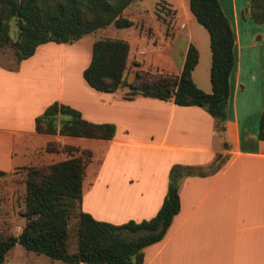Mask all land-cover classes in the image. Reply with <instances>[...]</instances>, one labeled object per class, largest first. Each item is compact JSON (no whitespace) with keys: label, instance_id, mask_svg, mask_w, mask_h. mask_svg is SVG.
Returning a JSON list of instances; mask_svg holds the SVG:
<instances>
[{"label":"crops","instance_id":"0c3cea01","mask_svg":"<svg viewBox=\"0 0 264 264\" xmlns=\"http://www.w3.org/2000/svg\"><path fill=\"white\" fill-rule=\"evenodd\" d=\"M150 1L135 0L123 11L133 22L124 38L130 45L127 79L138 69L179 74L186 50L193 44L198 63L192 79L210 93L209 35L200 45L192 30L196 20L185 0L179 2L178 8L185 6L182 11L165 0L177 10L174 35L167 36L169 24L161 22L155 8L147 11ZM220 6L235 35V65L223 130L196 105L180 106L143 95L128 99L125 88L103 92L90 87L82 73L90 62L95 37L85 35L73 43L49 41L12 66L0 61V171L6 178L21 177L16 183L23 191L27 167L70 157L48 151L49 143L58 149L77 147L76 156L89 150L80 209L98 221L122 224L157 213L173 164L197 166L203 174L180 180V209L164 237L143 249L142 264H264V141L258 137L264 109V24L252 20L246 0H229L224 6L220 2ZM54 101L80 111L87 121L112 123L113 137L38 132L36 117ZM215 162H220L217 169L212 168ZM11 195L6 193V206ZM0 218L16 222L15 235L25 223L18 213ZM15 251L26 259L32 253L43 255L17 243L3 262ZM54 262L49 258L48 264Z\"/></svg>","mask_w":264,"mask_h":264},{"label":"trees","instance_id":"16d2710c","mask_svg":"<svg viewBox=\"0 0 264 264\" xmlns=\"http://www.w3.org/2000/svg\"><path fill=\"white\" fill-rule=\"evenodd\" d=\"M133 1L0 0V49H13L19 63L45 42L73 43L108 25L130 27L133 22L123 15V11ZM186 1L195 20L209 35L210 93L198 88L192 79V71L198 63V50L193 44L186 50L179 74L138 69L132 79L127 80L129 43L124 39L100 37L92 44L91 59L82 75L86 83L98 91L114 92L125 88L128 99L143 95L172 100L180 106L202 107L215 119L218 130H223L230 96L229 78L235 65V35L219 0ZM249 11L255 23L264 24V0H249ZM11 22L17 27L15 39L10 36ZM35 128L41 133L102 139H110L115 133L112 123L87 121L80 111L58 101L48 105L36 117ZM258 137L264 141V109ZM47 149L68 154L80 150L74 146L58 149L54 143H49ZM81 152L82 156L69 154L70 157L56 163L26 168L25 207L21 212L25 223L18 235L11 230L0 235V264L17 243L26 251L65 264H142L143 249L164 237L180 209V180L203 174L197 166L173 164L169 170L167 192L157 213L140 222L129 220L113 224L98 221L80 209L85 165L91 156L89 150ZM219 166L220 162H215L212 168ZM2 175L5 173L0 171ZM74 209H77V248L70 252L69 219Z\"/></svg>","mask_w":264,"mask_h":264},{"label":"rangeland","instance_id":"374dc122","mask_svg":"<svg viewBox=\"0 0 264 264\" xmlns=\"http://www.w3.org/2000/svg\"><path fill=\"white\" fill-rule=\"evenodd\" d=\"M169 1L172 2L173 5L178 8L180 0H169ZM228 1L229 0H219V3L221 2V4L224 6V3L228 2ZM246 1H247L248 6H249V0H246ZM185 2H186L185 5L186 4L188 5L186 0H185ZM182 7L184 8L185 6L181 5L179 7L181 11H182ZM146 8H147V11L149 9V11H151V12L154 11V8L156 9L155 11H156L157 15L163 18V21H161L160 19H158V20L164 24L165 23L169 24V29L167 31H165V34L167 36H173L174 35V29H175V26L177 24V21H176L177 20L176 19L177 10L174 9V7L169 6L167 1H165V0H156V1L154 0V2L152 0L147 4ZM179 8H178V10H179ZM147 17H149V16H147ZM173 18H175L174 21H172ZM144 22H145V20H144ZM193 24L194 25H192L193 26L192 30L197 33L196 37L198 36L197 38L200 41V45H202V42H203L202 38L206 41V36H207L208 32L198 22L194 21ZM178 25H179L178 26L179 28H181V29L183 28L182 23L179 22ZM127 32L128 31L126 30V28L121 29V28H116L113 25H110V26H107L105 28L98 29L89 35L86 34V36L85 35L84 36L86 38H94L95 37V39H98L100 37H111V38L124 39L125 35H127ZM145 33L150 34V33H152V30L147 31ZM261 33H263V32H261ZM16 34H17V27H16L14 22H11L10 36L13 39H15ZM85 40H88V39H85ZM80 46L82 47V45H80ZM15 60H16V58H15L13 49H11V48L0 49V61L3 64L12 66L15 64ZM76 67H77V65H74L73 69H76ZM149 71H151V70H149ZM129 74H130V71H128L127 74L125 75L126 79L129 76ZM65 153L68 155L67 152H65ZM69 154H75V153L72 152ZM5 175L0 176V217L1 216L4 217V215H9V216L16 215V213L21 215V212L24 210V207H25L26 186H25V189H23V191H22L20 184L16 183L17 181L18 182L22 181L21 177L13 176V177L6 178ZM12 178L17 179V180L14 181V180H12ZM24 183H25V179H24ZM6 193H8L9 196L12 194L11 195L12 201L8 202L7 206H6V202H5ZM76 212H77V209H74L73 214L71 215V217L69 219L68 250L70 252L75 251L77 248V228H76V219H75V213ZM24 221H25V219H24ZM14 224L16 225V222H8V223L2 222V220L0 218V235L2 234V232H6L7 230L12 231V228H14ZM23 226L21 227V230H22ZM15 252L14 253L12 252L11 255H9V257H7L8 258L7 261L3 262L2 264H48V262H49V258L45 255L37 256L34 253H32L26 259L24 255H17V251H15ZM54 263L55 264H65L64 262H61V261H57Z\"/></svg>","mask_w":264,"mask_h":264}]
</instances>
